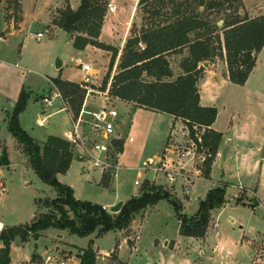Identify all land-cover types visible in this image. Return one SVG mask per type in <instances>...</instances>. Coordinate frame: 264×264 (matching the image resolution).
<instances>
[{
  "label": "rangeland",
  "instance_id": "obj_1",
  "mask_svg": "<svg viewBox=\"0 0 264 264\" xmlns=\"http://www.w3.org/2000/svg\"><path fill=\"white\" fill-rule=\"evenodd\" d=\"M22 1L26 25L9 34L10 22L14 28L20 25L19 3L18 0H0V36H5L0 41V160L3 155L7 160L6 164L0 165V222L7 227L29 226L37 217L48 213L49 208L44 202L56 197L55 190L43 183L30 168L23 153V145L9 132V118L20 91L23 89L30 95V99L19 115V125L40 145L49 136L60 134L66 127L70 128L65 112L51 114L58 107L48 108L42 102V97L50 89L47 77L69 80L76 84L82 78L74 61L77 55L65 43L68 37L63 32L54 37L47 22L49 8L66 4L76 8L80 0ZM116 1L120 6L117 12L119 19L127 17L129 11L134 16L132 36L151 28L152 24L165 23V18L171 13V7L166 3L152 1L146 6H138V2L132 4L129 0ZM244 2L248 8H255L264 15V0ZM190 4L186 13H198L201 18L210 24L216 23L217 26L232 14L223 9L203 11L195 6L194 1ZM108 5L110 3L107 1L103 4L106 14ZM243 10L252 19L245 11L244 4ZM58 13V9H53L52 19ZM221 26H218L217 33L222 40ZM46 27L50 30V35H45L40 42H36L35 33L43 32ZM76 35L70 34L72 40ZM104 41L109 39L104 38ZM120 50L119 47L117 57ZM87 56L88 59L81 60L80 63L92 66L94 85L90 87L96 93L87 97L81 89L78 92L81 97L77 95L71 107L73 112L77 109L79 112L84 105L88 111H99L104 107L117 112L118 117L113 119V123L115 136L120 140L111 143L109 156L110 161L117 163L120 169L114 177L102 173L100 169H91L82 159L74 158L66 173L56 175V181L71 188L75 199L96 205H108L112 202L115 205L117 201H124V205L131 197H139L147 191L150 183L160 186L170 196L169 200L160 201L147 212L135 215L129 227L124 230L110 231L101 238H98L97 231L90 235L91 239L98 238L94 247L99 256L108 252L106 256L112 264H157L162 259L173 260V264H181L184 259L189 264H253L254 256L262 254L264 257V159H261L264 147V47L256 56L252 73L241 86L228 80L224 52L222 57H216L207 66L201 65L203 73L198 87L200 84L204 86L208 79L217 82L214 91L217 92L215 108L218 117L214 128L223 133L228 132V135L232 134L233 129L235 134L233 140L227 141L224 138L220 146L223 165H219L217 161L208 179L194 181V190L189 191L187 196L181 191L180 181L169 186L164 174L155 175L153 171L166 148L170 117L155 115L149 110L139 109L114 98L105 105L98 93L102 92L104 80L107 81V86L111 83L118 58L116 57L110 70L105 54L94 55L89 52ZM107 56L110 59L111 54L108 53ZM181 57H168L173 71L177 70ZM57 60L63 63L59 70L55 69ZM178 129L180 130V126L175 125L172 135L178 133ZM130 137L133 142H128ZM75 152L81 153L79 150ZM148 159L152 160L150 167L146 166ZM201 177L204 178L203 175ZM102 178L108 188L99 183ZM153 178L155 180L148 181ZM135 181L141 185L135 186ZM213 188L225 189V201L222 210L216 212L212 221L210 219L211 223L209 221L210 228L208 229V225L206 230L212 234L209 244L195 250V253L192 248L197 246H194L196 241L184 244L185 249L181 245L173 246L177 242L175 240L180 239L178 214L185 217L197 215L200 202L205 200L207 192ZM171 202L180 206L178 213ZM109 210L107 208L104 211L113 214ZM214 222L218 224L215 229ZM117 242L120 249L117 248ZM20 243L13 245L14 263L26 260L33 253L44 258L51 250V255L56 262L59 261L58 264H75L76 259L67 262L63 260L68 254V248H72V252L86 248L88 239L48 229L37 239L29 238L25 244ZM258 250V254L254 255ZM36 261L37 264H44V259Z\"/></svg>",
  "mask_w": 264,
  "mask_h": 264
},
{
  "label": "trees",
  "instance_id": "obj_2",
  "mask_svg": "<svg viewBox=\"0 0 264 264\" xmlns=\"http://www.w3.org/2000/svg\"><path fill=\"white\" fill-rule=\"evenodd\" d=\"M152 1L170 5L171 13L165 18V23L152 24L151 28L139 35L132 36L131 28L122 50L118 72L111 79L109 95L138 107L173 116L189 129L194 140L192 128L196 126L199 130L203 129L201 146L206 158L201 173L208 179L221 134L211 129L217 117L216 109L200 105L198 84L203 73L201 65L222 57L224 52L228 80L234 85H243L253 71L256 56L264 47V15L249 19L243 10L242 0H138L137 5L146 6ZM193 1L203 11L223 9L232 12L222 21V40L217 33L219 27L216 23L210 24L198 13L185 12ZM104 3L105 0H80L76 10L69 6L59 10L52 24L69 34H77L73 39V48L76 50L91 45L109 52L111 70L118 50L97 41L106 14ZM240 11H243L242 15ZM139 43L144 46L143 51H140ZM170 55L182 56L177 64L179 73L176 75L169 65ZM53 83L64 95L73 97L72 104L81 91L77 84L59 79L53 80ZM106 86L107 81L104 80L102 92ZM28 99L29 94L22 89L9 118L8 129L23 145V153L30 168L43 183L55 190L56 197L44 202L49 208L48 213L37 217L29 226H10L0 230V264H10V246L16 240L26 243L29 238L37 239L48 229L67 231L81 238L97 231L98 237H101L110 231L128 228L135 215L160 201L170 199L160 186L152 183L139 197H131L116 214L105 212L99 205L75 199L72 189L55 179L57 174L66 173L74 160L69 143L59 137L49 136L39 145L19 125V115ZM74 114H78V109ZM6 161L3 155L0 165L6 164ZM100 184L108 188L103 178ZM224 188L209 190L194 217L178 214L180 236L204 237L210 212L224 203ZM171 203L178 213L180 206ZM78 258L79 264H95L96 255L91 243Z\"/></svg>",
  "mask_w": 264,
  "mask_h": 264
},
{
  "label": "crops",
  "instance_id": "obj_3",
  "mask_svg": "<svg viewBox=\"0 0 264 264\" xmlns=\"http://www.w3.org/2000/svg\"><path fill=\"white\" fill-rule=\"evenodd\" d=\"M105 1H107L108 3H110V5H112L114 7V11L113 12H109L108 11L107 14H105V18H104V21H103V24H102V28L100 30V33H99V36H98L97 41L99 43L104 44V45H107V46H111V47L116 48L118 50V53H119V47L121 48L120 55H118V57H117L118 59H116L117 60L116 65L114 67L115 68V73L114 74H116L118 72L117 67H118L119 62H120V58H121V54H122V50H123L125 41L129 37L130 30H131L132 25L134 23L133 22L134 21V16L131 15L130 14V11H129L127 17H125L124 19H119V16H118L119 13H117V12L120 9V6L117 5L118 2L116 0H105ZM129 1H131L132 4L133 3L136 4V2H138V0H129ZM22 2H23L22 0H18V3H19V16H20V19L18 21L21 20L20 21V25H19L18 28H14L13 23L10 22V24L8 26L9 29H10L9 34L13 33L16 30H21V28L25 27V25H26L25 24V21H24V17H23V10H22L23 4H22ZM242 2L244 4L245 11L248 13V15H250V17H252V18L253 17H258V16H260V15L263 14V13L259 12V10H255V8H252V7L251 8H248L245 5L244 0H242ZM79 5H80V2H79ZM66 6H69V5L66 4V5H62V6H52L51 8H49V10L47 12L48 13V15H47V22H49V25L52 28L53 36L56 37L58 35V33H60V32L65 33V35L68 37L67 40H65V43L68 44L69 47L73 48V40H72L70 34L67 33V32H65V31H63V30H61V29H59L58 27H56V26H54L52 24L53 19L51 17V13H52L53 9L62 10ZM78 6L76 8H72L70 6L69 7L72 10H76L78 8ZM113 19L115 21H113ZM5 29H7V26H6ZM45 29H47L49 31V33L47 35H50V30L48 29V27H46ZM2 33H4V32H2ZM35 35H36V33H35ZM4 38H5V36H0V41L2 42L4 40ZM104 38L109 39V41L105 42L104 41ZM89 52L93 53L94 55H96L97 53L105 54V57H107V64L109 65V62L108 61H110V59L107 56L108 53H109L107 51H102V50H100V49H98L96 47H93L91 45H87L83 50H76V49H74V53H75V55H77L74 61L76 62L77 67H78L80 73L82 74L81 81L84 78L85 73L81 71L79 64H80V61L81 60H87L88 59L87 53H89ZM15 66H17V64H15ZM62 66H63V63L61 65L60 69L62 68ZM56 70H59V69H56ZM178 73H179V69L178 68H177V70L173 71V74L174 75H176ZM47 78H48L47 79V82L49 84L50 89L47 92V94H45V96H49L50 94L55 93V92H59L64 98H65V96H69V95H64V93L57 86H55V84L53 83V80H55V79H59L62 82H68V83H75L76 84V82H72V81H69V80H63V79L56 78V77H47ZM92 78H93V75H92ZM81 81L78 82V84H80ZM109 84H110V82H109ZM216 86H217V82L216 81H213L211 79H208L205 82L204 86L200 84V86H199L200 87L199 95H200V105L201 106H203V107H214L215 108V103H216V100H217V92L214 91V89H215ZM27 91L30 92V90H27ZM70 97H71V100L68 102V104H66L64 101H61L58 98H54L52 100L51 104H49V105L46 104V103H44L43 101L42 102L48 108H53L55 106L58 107L51 114L65 112L66 113V118H67V123H69V125H70V119H69L68 112H67L68 109H71V111L73 112L72 107H71L72 106L71 101L73 100V97L72 96H70ZM29 99H30V95H29ZM116 100H118V99H116ZM118 101H121V100H118ZM122 102H124V101H122ZM125 103H127L129 105H133L134 107H137L139 109L148 110V109H145V108H142V107H138V106H136L133 103H129V102H125ZM149 111H151V110H149ZM216 111H217V109H216ZM151 112L153 114H155V115H168V114H165V113H160V112H155V111H151ZM168 116L170 117L169 132L167 133L168 134L167 138L169 140V137L172 134L173 127L175 125H178V126H180V129H181L183 127V124H182V122L180 120H176L173 116H171V115H168ZM217 117H218V113H217ZM217 117H216V119H217ZM214 124H215V122L212 124L211 129L214 130V131H216V132H219L221 134V142H220V145H219V148H218V152L216 154V157H215V159H214V161L212 163L211 170L213 169V166H215V164H216L217 161H219V165H223L222 158H221V153H220V146L223 143L224 138L227 141L233 140L234 139V134H235L234 131H233V129L231 130L232 131V134L231 135H228V132L223 133L222 131L214 128ZM69 129H70L69 127L68 128L66 127L60 134L55 135V137H59V138L63 139L65 133ZM176 135L178 136L179 139L182 138L181 137V134L179 132L176 133ZM169 157H170L171 160H173L179 166L180 165H183L185 171L188 172V174H186V175L188 176V179H189L188 182L189 183H186L183 178H177L176 182L173 184V185H175L177 183V181H180L181 182V189H182L181 191L186 196H187V194H188L189 191H193L194 190V181H197V180H200V179L207 180V179H204V178L201 177L202 174H198V172L196 170V164H191L192 162L191 161H188L187 159L178 160L174 155L173 156L172 155H169ZM261 159H264V158H261ZM148 160L149 161H152L151 159H148ZM198 199H202V198L198 197ZM122 202H124V201H122ZM113 204L114 203L112 202V203H109L108 205H99V206H101L102 208L107 209V208H110ZM223 207H224V205L222 207L218 208V209L212 210V212H211L212 215L210 217L211 221L214 219V215L216 214V212L222 210ZM150 208H152V207H148L144 212H147L148 209H150ZM190 217H193V216H190ZM211 221H210V223H211ZM210 223L208 224L209 225L208 229L210 228ZM4 227H7V226L4 225V224H2L0 222V230H2ZM213 227H214V229L217 228L218 227V224L216 222H214L213 223ZM58 231H60V230H58ZM64 232H67V231H64ZM216 234H217V232H216ZM41 235H42V233H41ZM178 235H179V233H178ZM103 236H105V235H103ZM103 236H101V237H103ZM89 237H85V238L88 239V244L89 243L92 244V248L95 251V247H94L95 246V241L98 238H101V237H98L96 239H91ZM179 237H180V239H176L175 241H177V242L173 246L179 247L181 245L182 248L185 249V245L184 244H187V242H189V241H196V244H194V246H196V245L197 246L194 247V248H192V250H193L192 252L195 253V250L198 251L201 247H204L205 245H208L209 244V241L212 238V234H210L208 231H206V235L203 238H201V239H194V238H191V237H183V236H180V235H179ZM57 238L61 239L62 236H57ZM126 242H127V244L129 243L128 240H126ZM18 243H20L18 240H16V241H14V242L11 243V246H10V264H37L36 263L37 262L36 260H38V259H40V260L42 259L43 260V259H45V257L48 254H51V252H50L51 250H50V251H48L47 255L43 258V256H41L40 254L33 253L26 260H24V261L23 260H20L19 262L14 263L12 261V253H13V247H14L13 245L14 244H18ZM20 244H25V243H20ZM88 244H87V246H88ZM165 245H166V242H165ZM0 247H1V243H0ZM117 248L120 249L119 243H118ZM68 249L69 250L66 252L68 254H66L64 256L65 259H63V260L67 262V260L69 261L71 259H76L77 260V263H75V264H79V258H78V256H79V254H81L82 250L83 249H86V248H80L79 250L74 251V252H72V248H68ZM258 252H259V250L256 251V252H254V255L255 254H258ZM95 253H96V261H95V264H112L107 259V256L106 255H108V252H105L104 254H102L100 256H99V254H98L97 251H95ZM118 255H119V253H118ZM120 259H123V258H120ZM172 261L173 260H168V259L165 260V259H162L157 264H173ZM252 263L253 264H258V263L259 264H264V257L262 256V254H258L257 256H254V258L252 259ZM178 264H180V262H178ZM181 264H189V263H188V260L187 259H184V261H182Z\"/></svg>",
  "mask_w": 264,
  "mask_h": 264
},
{
  "label": "built area",
  "instance_id": "obj_4",
  "mask_svg": "<svg viewBox=\"0 0 264 264\" xmlns=\"http://www.w3.org/2000/svg\"><path fill=\"white\" fill-rule=\"evenodd\" d=\"M108 11L113 12L114 7L108 5ZM49 31L45 29L43 32H38L35 35V39L39 42ZM138 47L140 51L144 50V46L139 43ZM80 69L85 73L84 78L81 83L78 84L81 89L85 91L88 97L92 93H96L90 85H94L92 78V66L88 63H80ZM110 84L103 92H99L103 103L105 105L109 104L112 98L109 95ZM54 98H58L64 101L66 104L71 100L70 96H65V98L59 93L55 92L49 96H43L42 101L46 104H51ZM70 119V129L65 133L63 140L68 142L71 146L74 154V158L78 160L82 159L86 162L91 169H100L102 173L113 175L116 177L119 167L117 163L110 161L109 150L111 143L113 141H118L120 138L116 135L115 124L113 119L118 117L115 110H107L102 107L99 111H88L85 110V105L75 116L71 109L67 110ZM194 137L196 140L191 138L189 129L183 125L179 133L181 134V139L178 138L176 134H171L169 140L167 141L166 148L163 150L160 157V162L153 169L154 174L159 173L164 174L166 177L167 184L172 186L177 178H183L186 183H189L188 172L185 171L183 165L176 164L170 159L169 155H174L178 160L187 159L191 161V164H196V170L198 174H201V167L206 158L205 152L201 146V136L203 129L199 130L196 126L193 128ZM133 138H128V142H132ZM75 152V151H78ZM151 161L147 162V167H150ZM200 166V167H199ZM148 180V181H153ZM135 186H140L138 181L134 182ZM105 210V208H102ZM59 262V261H58ZM54 260L51 254H48L44 259V264H58Z\"/></svg>",
  "mask_w": 264,
  "mask_h": 264
},
{
  "label": "water",
  "instance_id": "obj_5",
  "mask_svg": "<svg viewBox=\"0 0 264 264\" xmlns=\"http://www.w3.org/2000/svg\"><path fill=\"white\" fill-rule=\"evenodd\" d=\"M239 14H242V11H240ZM221 25H222V22H219L218 26H221ZM61 65H62V63L59 60H57L55 63V68L60 69ZM207 65H208V62H205L203 64V66H207ZM261 158H264V147L262 149ZM122 205H123V202L119 201L115 205L111 206L109 211L113 214H116L119 212Z\"/></svg>",
  "mask_w": 264,
  "mask_h": 264
}]
</instances>
